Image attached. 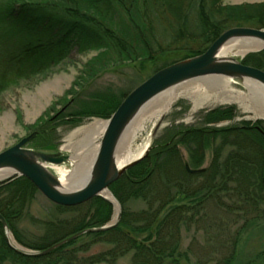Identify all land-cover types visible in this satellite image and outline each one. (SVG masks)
<instances>
[{
  "label": "trees",
  "instance_id": "1",
  "mask_svg": "<svg viewBox=\"0 0 264 264\" xmlns=\"http://www.w3.org/2000/svg\"><path fill=\"white\" fill-rule=\"evenodd\" d=\"M243 26L264 27V3L226 6L223 0H1L4 41H0V90L70 52L96 51L89 64L93 70L153 62L175 54L183 60L205 51L224 31ZM243 64L264 70V49L246 57ZM97 101V107L83 108L78 114L108 116L121 100ZM232 112V108L214 110L202 116L201 127L172 130L164 144L151 148L112 182L109 189L122 207L117 224L110 229L83 234L43 256H26L7 245L0 224V264H116L126 254H130L129 264H181L187 256L180 248L181 227L187 221L194 222L209 202L214 201L217 207L225 205L233 214L232 210H244L240 217L245 225L264 221L261 124L221 130L205 127L231 118ZM72 115L68 119H77ZM216 139L219 148L228 139L232 146L242 144L229 151L221 164L214 161L199 173L187 172L177 144L185 146L188 165L199 166L201 160L192 159L202 156L203 147ZM37 191L25 177L0 183V214L16 241L30 250L42 251L76 232L101 226L111 212V204L100 197L77 206L57 205L68 213L84 212L81 218L47 223L50 227L40 242H27L17 234L16 223ZM221 192L233 193L235 198L222 197ZM130 200H140L144 207L129 210L125 203ZM97 243L108 247L89 253ZM236 250L233 243L229 255L216 264H264V248L246 260H239Z\"/></svg>",
  "mask_w": 264,
  "mask_h": 264
},
{
  "label": "rangeland",
  "instance_id": "2",
  "mask_svg": "<svg viewBox=\"0 0 264 264\" xmlns=\"http://www.w3.org/2000/svg\"><path fill=\"white\" fill-rule=\"evenodd\" d=\"M259 3H264V0H223V4L226 6ZM243 27L264 29V27L258 28L256 26ZM2 32H0V41H4L3 38L1 39V35L4 36ZM259 52H249L242 57L233 53H229L227 56L243 63L246 57ZM96 53L94 50L79 53L70 52L66 58L47 66L40 72L22 78L13 84L6 85L0 90V152L32 132H37L26 144V148L43 153L70 155L71 151L64 150L63 146L68 144V142H74L83 137L82 132L78 131L80 128L95 120L106 121L113 113L108 116H81L78 114L80 110L83 108L90 110L95 106L97 107L98 104L96 103L99 98L107 102L115 98L122 101L124 96L153 73L170 65L169 63L173 61H180V56L175 54L158 58L153 62L121 63L109 65L103 70H98V67H95L94 70L89 69V64L93 62L92 58L95 57ZM91 71L95 72L92 73ZM88 72L93 75H88ZM230 83V87L234 91L246 93L242 83L233 80ZM195 102H197V106L194 108ZM243 104L251 106V102L247 100L243 101ZM227 108H232L233 110L231 118L220 119L205 127L221 130L260 123L261 128L264 129V121L255 119L253 111L250 108H245L237 101L219 102L214 97L207 101H202L200 96L197 98L181 97L164 114L162 123L155 135L152 136L153 126L147 123L141 138H144L146 134L150 135L149 152L151 148L164 144L169 139V133L172 130L186 126L201 127L202 116L214 110ZM72 114L76 115V121L68 119L69 115ZM227 142L220 148L217 147L219 139H216L212 144L205 145L203 147V155L199 156L197 154L192 159L198 158V160H201L199 166L188 165L187 162L190 157L182 143L177 144V148L186 163L185 166L187 165L191 170H197L210 167V163L214 161L221 164L226 159L225 157L229 151L236 148V145L242 144L236 143V140H234L236 144L232 146L229 143V139ZM140 143L141 139L135 141L137 146ZM52 166L54 165L48 167L51 173H53ZM55 166L71 168L69 162ZM179 175L181 177L183 175L181 170ZM14 178L17 177L13 176L0 180V183H5ZM110 193L119 204L121 213V204L111 191ZM232 194L230 192L220 193L222 197L230 196L234 199L235 197ZM224 200L227 203L230 201L228 198H224ZM125 207L135 211L143 208L144 204L140 200H130L125 203ZM232 211L235 214L230 213L225 205L217 207L214 201L209 202L194 222L193 220L187 221L182 225L180 230V248L187 256L186 259L182 258L180 260L181 264H216L221 262L223 258L229 255L233 243H236V255L239 260H246L264 248V221L259 220V222L245 225L240 217L243 215L244 210ZM83 212V209L76 213L65 212L57 204L52 203L37 191L24 209V214L16 223L17 234L24 241L40 242L45 237L47 228L50 227L46 226L47 223L56 222L57 220L66 221L75 217L81 218ZM114 217L115 209L111 205L108 220L101 226L92 228L105 226ZM8 231L11 244L34 252V250H30L18 243L13 233L9 229ZM3 237L5 238L4 231ZM107 247L104 243H97L91 246L89 253L102 251ZM129 260L130 254H126L118 258L116 264H129ZM4 264L12 263L5 262Z\"/></svg>",
  "mask_w": 264,
  "mask_h": 264
},
{
  "label": "water",
  "instance_id": "3",
  "mask_svg": "<svg viewBox=\"0 0 264 264\" xmlns=\"http://www.w3.org/2000/svg\"><path fill=\"white\" fill-rule=\"evenodd\" d=\"M252 38L264 43V29L249 27H233L220 34L202 53L174 62L163 67L132 89L120 102L110 117L105 121V128L100 137L98 148L90 168L77 178L78 187L73 191H61L55 174L48 170L50 165H61L69 161V155L60 153H43L29 148L26 144L37 132H32L14 145L0 152V171H11L10 177H25L49 201L60 206H77L93 197H100L113 205L115 217L107 225L99 228L84 229L66 237L42 251H29L9 241V231L5 219L0 214V224L4 231L7 245L15 252L26 256H43L52 250L68 243L77 237L91 232H98L114 227L120 216V207L109 191V186L131 165L142 160L149 150V146L142 156L128 163L120 171L113 170L117 146L129 128L131 122L140 110L155 96L164 90L189 80L206 76H223L242 83L252 81L264 89V70L245 65L231 57H219L218 53L226 43L236 39ZM264 49L257 50L259 52ZM164 115L153 126L152 136L160 127ZM263 120L264 118H259ZM185 169L189 173H199L203 169ZM3 180V179H1ZM108 192L113 201L102 194Z\"/></svg>",
  "mask_w": 264,
  "mask_h": 264
},
{
  "label": "bare ground",
  "instance_id": "4",
  "mask_svg": "<svg viewBox=\"0 0 264 264\" xmlns=\"http://www.w3.org/2000/svg\"><path fill=\"white\" fill-rule=\"evenodd\" d=\"M263 46L264 43L257 39H236L221 47L218 56L228 58L227 55L233 53L242 57L249 52L262 49ZM230 81L231 79L223 76H206L175 85L155 96L140 110L123 134L120 144L117 146L113 170L115 172L120 171L128 163L143 155L150 142L149 134L141 138L142 133L145 131V125L150 123L151 126H154L160 117L171 108L172 104L181 97L197 98L200 96L202 101H207L211 97L219 102L237 101L245 108H250L255 119L264 118V89L252 81L245 80L242 82V86L246 93L236 92L230 87ZM246 100L251 102V106L243 104V101ZM196 106L197 102L194 103V108ZM104 128L105 121L95 120L90 122L78 130L82 132V138L74 142H68L63 146L64 150L71 151L68 161L71 168L67 169L55 165L51 167L53 174L58 179L59 185L57 188L59 190L64 192L73 191L78 187L75 182L90 168ZM137 139H141L138 146L135 145ZM9 175H11V171H0V180ZM102 195L113 201L108 192H104Z\"/></svg>",
  "mask_w": 264,
  "mask_h": 264
}]
</instances>
